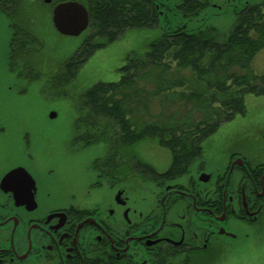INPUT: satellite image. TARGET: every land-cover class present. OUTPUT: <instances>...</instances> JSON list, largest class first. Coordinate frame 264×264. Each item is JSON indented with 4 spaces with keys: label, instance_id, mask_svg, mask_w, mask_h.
<instances>
[{
    "label": "flooded vegetation",
    "instance_id": "obj_1",
    "mask_svg": "<svg viewBox=\"0 0 264 264\" xmlns=\"http://www.w3.org/2000/svg\"><path fill=\"white\" fill-rule=\"evenodd\" d=\"M67 1L0 0L10 30L0 96L15 100L0 104V264H224L264 251L263 126L218 147L172 137L190 151L157 142L169 158L139 161L134 145L77 126L58 138L24 118L35 115L22 103L64 88L71 56L59 60L44 31Z\"/></svg>",
    "mask_w": 264,
    "mask_h": 264
},
{
    "label": "trees",
    "instance_id": "obj_2",
    "mask_svg": "<svg viewBox=\"0 0 264 264\" xmlns=\"http://www.w3.org/2000/svg\"><path fill=\"white\" fill-rule=\"evenodd\" d=\"M175 1L183 17L193 21L213 7L215 0ZM87 2L90 27L82 44L71 56L67 75L59 83L64 87L77 79L83 66L99 50L133 30L158 27L160 12L165 9L152 0ZM236 16L235 27L225 43H221L218 32L208 26H201L196 31H189L186 26L164 30L161 38L152 42L143 53L128 57L118 83H99L84 94L81 100L89 109L87 120L106 118L117 121L123 145H134L139 161H145L137 146L147 141L156 140L174 153L188 152L193 142L173 138H208L236 118H245L246 97H264V76L251 73L253 62L264 51V0L247 2ZM150 72L156 73L155 86L146 90L137 80L138 76H148ZM170 77H176V80L171 81ZM187 83L189 89L179 98L187 104L195 103L204 114L211 112L210 120L188 125V130L133 122L132 116L139 108L145 109L150 116L155 115L152 106L156 97L186 87ZM166 101L164 99L161 103ZM161 111L157 113L160 116ZM213 115L215 121H211Z\"/></svg>",
    "mask_w": 264,
    "mask_h": 264
},
{
    "label": "rangeland",
    "instance_id": "obj_3",
    "mask_svg": "<svg viewBox=\"0 0 264 264\" xmlns=\"http://www.w3.org/2000/svg\"><path fill=\"white\" fill-rule=\"evenodd\" d=\"M76 1L84 2L83 4L86 6L88 4V0ZM155 1L158 2V4H165L167 6L165 9L166 14L160 19L158 27L128 32L122 39L96 52L89 62L80 70L77 79L69 86H65L63 89L57 86L60 90L55 91L52 96H49L51 94L49 84L47 86L48 92L46 91L43 97H39L37 94L35 99L31 98V101L22 103L21 106H23V108H27L35 115L30 116L29 114H25L24 118L41 119L43 121V129H51L52 134L54 136L57 135L58 138L62 137L65 139L66 137L73 136L75 132L74 126H77L82 135L103 134L106 135V138L111 137L110 139L115 141L118 147L122 145L123 151H131L134 148L131 149V146H124L122 144V135L120 134V127L117 126V121L106 118L87 120V117L90 116L89 109L85 108L83 100H81L84 94L99 83H118L122 77L121 69L126 65L128 57L132 54L134 55V53H143L152 42L161 38L164 30H172L176 27L187 26L189 30L194 31L202 25H208L218 32L219 41L225 43L235 27L236 12L242 9L247 2L253 3L261 0H216L213 7L209 8L200 18L193 21H189L183 17L180 10L177 9V1ZM45 8L50 9L49 7ZM44 13H47L46 9ZM44 32L47 33L45 36L47 45L52 48V51H56L55 56H57L59 60L63 57L72 56L85 38L84 34L79 37L60 36L57 30L49 25H47ZM9 41L10 30L7 21L0 14V45H2L0 46V62L5 52L7 53ZM173 66L175 67V64ZM0 71L2 70L0 69ZM251 73L264 76V51L261 52L253 62ZM149 75H151V77ZM144 76L146 78H143ZM144 76H138V78H140L137 80V83L140 87L146 90L154 88L156 73L150 72L148 76ZM175 78L176 77H170L171 81L176 80ZM45 84L46 80L35 85L39 93ZM188 86L187 83L186 87L177 88L168 93H161L159 97H156L152 106L155 115L152 114L150 116L147 114L149 112L146 113L145 109L139 108L135 115H131L133 117V122L135 121L139 124H164L169 128L179 127L186 130H188L190 126L207 122L210 120V116L212 115L211 112L204 114L195 103L187 104L179 98L181 96L180 94L187 92L189 89ZM0 97H2L0 104L6 105L15 103L12 97L4 95ZM164 99L167 101L161 103ZM246 106L247 113L245 114V118H236L234 121L222 126L219 131L213 135L216 147L224 144L226 142L225 140L234 135L235 131L237 133L240 130L243 131L251 128L264 127V97L249 95L246 97ZM215 107L217 108V106ZM160 111L163 113V116L157 114ZM53 113L57 115L54 119L51 118V114ZM215 120L216 118L214 116L211 121ZM87 127L90 129L89 131H85ZM155 143L157 144L156 140H150L141 146H137V148L139 147V152L147 160L152 158L159 159L162 157L169 158V156L167 157L166 151H164L163 148L155 146ZM109 150L110 149H108V151ZM140 202L141 201H139V203ZM224 264H264V251H236Z\"/></svg>",
    "mask_w": 264,
    "mask_h": 264
},
{
    "label": "water",
    "instance_id": "obj_4",
    "mask_svg": "<svg viewBox=\"0 0 264 264\" xmlns=\"http://www.w3.org/2000/svg\"><path fill=\"white\" fill-rule=\"evenodd\" d=\"M158 7H165V4H158L155 0H152ZM171 1V0H170ZM47 3L52 2V0H46ZM216 0L214 1V3ZM160 12L161 18L165 15L166 10ZM239 11V10H238ZM202 16V15H201ZM54 25L59 33L68 37H79L85 31L88 30L90 23V16L87 8L79 2H66L59 4L54 11ZM208 26V25H202ZM187 27V26H186ZM201 27V26H200ZM199 27V28H200ZM209 27V26H208ZM198 28V29H199ZM196 29V30H198ZM189 30V29H188ZM194 30V31H196ZM191 31V30H189ZM55 113L51 114V118H56Z\"/></svg>",
    "mask_w": 264,
    "mask_h": 264
}]
</instances>
